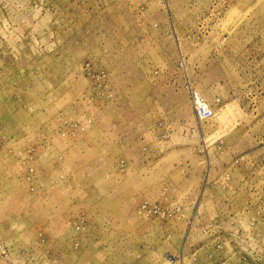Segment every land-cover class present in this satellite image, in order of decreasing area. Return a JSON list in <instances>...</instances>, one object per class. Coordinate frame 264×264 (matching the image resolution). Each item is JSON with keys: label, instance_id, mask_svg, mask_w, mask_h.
Returning <instances> with one entry per match:
<instances>
[{"label": "rangeland", "instance_id": "1", "mask_svg": "<svg viewBox=\"0 0 264 264\" xmlns=\"http://www.w3.org/2000/svg\"><path fill=\"white\" fill-rule=\"evenodd\" d=\"M0 264H264V0H0Z\"/></svg>", "mask_w": 264, "mask_h": 264}, {"label": "built area", "instance_id": "2", "mask_svg": "<svg viewBox=\"0 0 264 264\" xmlns=\"http://www.w3.org/2000/svg\"><path fill=\"white\" fill-rule=\"evenodd\" d=\"M197 114L202 120H209L213 116L212 111L206 105H199L197 107Z\"/></svg>", "mask_w": 264, "mask_h": 264}]
</instances>
